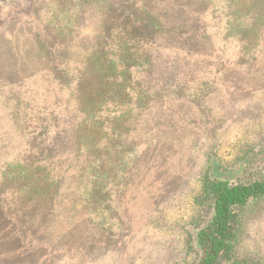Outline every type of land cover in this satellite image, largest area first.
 Instances as JSON below:
<instances>
[{
    "label": "rangeland",
    "instance_id": "obj_1",
    "mask_svg": "<svg viewBox=\"0 0 264 264\" xmlns=\"http://www.w3.org/2000/svg\"><path fill=\"white\" fill-rule=\"evenodd\" d=\"M161 1L154 6L163 14L169 1L177 2L165 14L161 36L194 43L205 50V57L153 54V70L140 90L142 101L137 106L132 101L116 127L120 133L113 132L122 146H115L119 165L117 170L109 165L116 175L104 191L112 196V213L95 215L104 229L82 241L77 233L66 234L67 217L43 229L40 219L32 223L38 234L32 235L43 244L26 253L30 246L19 238L21 225L13 226L5 214L11 211L1 209L0 264H196L192 226L209 214L208 201L201 197L206 171L215 162L223 177L235 181L264 173V55L240 51L233 30L222 26L226 20L221 21V8L208 0L198 5L209 10L203 16L184 11L193 0ZM0 2V66L8 61L22 67L28 77L22 89L31 109L43 108V91L51 78L43 70L45 40L66 42V33L60 32L66 28L67 49L75 54L97 44L79 32L94 35L106 23L115 28L132 23L114 12L100 18L89 6L75 10L71 0ZM76 15L81 31L75 30L78 22L72 27ZM37 29L42 36L35 38ZM12 41L23 47V58L13 55ZM63 54L74 57L69 51ZM39 109L33 111H43ZM62 146L68 148V143ZM4 155L43 157V124L2 120L0 159ZM67 195L72 198L67 208L73 209L76 195ZM239 230V256L264 261V201L242 211Z\"/></svg>",
    "mask_w": 264,
    "mask_h": 264
},
{
    "label": "trees",
    "instance_id": "obj_2",
    "mask_svg": "<svg viewBox=\"0 0 264 264\" xmlns=\"http://www.w3.org/2000/svg\"><path fill=\"white\" fill-rule=\"evenodd\" d=\"M158 1L163 2L71 0L75 10L89 6L100 18L114 12L121 19L130 18L132 23L125 28L106 23L94 35L79 32L97 42L88 52L76 49L71 54L67 49L70 44L66 28L60 31L66 33V42L53 36L55 44L45 40L43 70L51 78L43 91V108L33 107L43 111L34 112L32 105L25 101L22 87L28 77L24 76L22 67L8 61L0 66V122L8 118L43 124V157L4 155L0 159V210H10L5 214L11 224L17 228L21 225L17 232L22 243L30 246L25 249L26 253L43 244V240L32 235L37 234L32 223L40 219L45 223L43 229L67 217L70 223L66 234L77 233L82 241L104 229L96 222L95 215L112 213V196H106L104 191L116 175L109 170V165L112 170H117L119 165L120 151L115 146H122L113 132L120 133L116 127L132 101L136 106L142 101L140 90L153 70V54L179 52L205 57V50L194 47V43L171 37L166 40L161 36L166 25L165 14L177 8V2L169 1L163 14L154 6ZM205 1L193 0L194 4H187L183 9L193 16H203L209 10L203 12L205 8H199L200 3L219 6L221 21L226 20L224 25L220 23L225 29L233 30L240 51L264 55V0ZM77 22L75 30L81 31L80 15L74 16L72 27ZM41 36L42 32L37 29L35 38ZM10 44L14 46L13 55L23 58V47L15 41ZM67 51L74 57L63 54ZM83 51L85 57L81 55ZM63 143H68V148ZM65 160L72 165H66ZM70 192L77 198L73 209L67 208L72 199L67 195ZM201 193L208 201L209 214L203 223L192 226L191 246L199 253L196 264H264L262 260L241 257L238 253L242 211L264 201V173L235 181L223 177L214 162L213 168L204 175ZM1 215L2 211L0 224L4 220Z\"/></svg>",
    "mask_w": 264,
    "mask_h": 264
}]
</instances>
